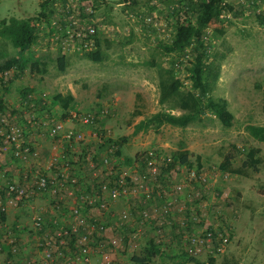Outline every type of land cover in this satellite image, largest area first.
<instances>
[{
  "label": "rangeland",
  "instance_id": "obj_1",
  "mask_svg": "<svg viewBox=\"0 0 264 264\" xmlns=\"http://www.w3.org/2000/svg\"><path fill=\"white\" fill-rule=\"evenodd\" d=\"M86 1L94 4L95 23L99 28L97 36L102 40L105 59L94 62L85 58L84 52L79 50L64 52L50 39L53 33L46 30L45 35L49 38L39 35L44 38V43H40L42 51L38 55L30 53L31 58L42 59L45 65L32 69L30 61L19 77L14 71L5 76L0 73V98L4 100L6 117H10L12 123L24 125L29 133L31 126L42 125L36 124L43 110L39 105L43 101H51V108L56 110L53 111L56 113L54 118L63 121L59 108L52 104V98L54 94L72 88L80 101L75 110L97 112V108L107 109V112L104 110L107 116L100 113L96 120L101 121L102 127L105 124L110 126V130L103 127L106 130L103 134L112 139L127 137L122 145V154L114 159L119 171H132L133 165L138 168V160L132 165L125 163L128 156L146 159L150 151L171 154L179 148L189 150L194 161L193 168L180 165L173 174L167 171L168 175L161 179L166 180L169 186L184 183L187 200L178 199L177 203L204 214L203 226L230 227V243L224 253L215 256V263L264 264V142L256 140L248 130L249 124L264 126V0H227L233 5V11L225 12L222 21L211 23L207 29V40L213 41L211 54L225 55L220 77L211 94L227 100L229 109L235 115L232 126L225 127L213 112L208 111L186 127L163 124L157 130L150 125L136 133L135 125L158 111L182 112L159 102V73L157 66H151L149 61L169 66L174 60L175 72L184 82L183 90L191 88V51L187 50L177 57L164 53L160 47L161 42L171 40L178 20L174 8L180 7V2ZM43 5L42 0H0V22L5 20L7 25H11L19 18H39L43 9L46 10L45 16L52 14L53 5L46 4L45 8ZM186 14L182 9L181 20ZM216 27H223L221 36H211ZM2 53L7 58L16 55L17 49L10 39L0 36ZM63 55L66 69L62 71L59 58ZM24 89L32 90L36 97L40 93L46 96L36 105H31L23 98ZM138 111L140 114L134 115ZM28 118H33L36 123L29 124ZM253 146L261 148L263 161L259 172L250 171V176L246 177L220 168L226 156L231 157L233 165L240 166L247 150ZM62 151H69L72 158L74 154L79 155L70 149L64 148L59 152ZM102 151L97 148V152ZM197 155H200L199 163ZM42 172L45 173V169ZM4 177L6 180L9 178L8 175ZM180 214L187 215L186 212ZM140 241L142 250L136 255L141 256L148 239ZM179 243L174 235L170 245H162L164 252L155 256L158 259L152 264H206L208 256L191 260ZM101 261L99 259L93 264H101Z\"/></svg>",
  "mask_w": 264,
  "mask_h": 264
},
{
  "label": "built area",
  "instance_id": "obj_2",
  "mask_svg": "<svg viewBox=\"0 0 264 264\" xmlns=\"http://www.w3.org/2000/svg\"><path fill=\"white\" fill-rule=\"evenodd\" d=\"M42 2L44 5H53L52 8H54V10L52 9V14L47 16L41 14L36 21V28L39 35L43 34V37H48L47 34L45 35V32L49 30V32L53 33L50 39L53 41L55 40V43L58 44L64 52L72 50L83 52L95 48L96 36L99 28L95 23L94 4L86 0H42ZM54 17H57V19ZM146 19L150 20L151 17H147ZM39 35V40L44 39L43 37H39ZM11 72L5 71L3 76ZM104 110L107 112V109ZM96 115L97 113L92 110L86 112L71 110L70 113L72 118L78 119L80 122L87 125L92 124L98 119V117H95ZM28 121L29 124H34L33 118H28ZM12 122L10 117H6L5 112L0 114V159H2L4 154L8 151H11L15 158L28 159L29 157L36 156L37 151L35 146L27 140L28 132L25 126ZM45 123H50L48 124L50 125L49 133L52 136L58 135L60 131L64 129V121L62 120L50 118L47 119ZM64 136L70 139L74 137L77 141L84 140L85 138L84 133L75 128L66 129ZM115 147L111 144H107L105 152L101 155L103 157L102 162H99L100 159L98 161L95 159L91 160V164L96 167L95 173L102 172L108 178L102 182H97L96 185H101L100 188L93 185L92 192L80 195V200L83 204H76L72 208V217H74L75 222L72 221L70 228L58 229L52 235H47L44 244H40L44 245V257L47 264H76L77 260H87L88 254L92 249V243L99 237H103V241L99 243L102 264H117V259L114 257L116 249L124 251L126 245L130 248L139 247L141 241L138 240L136 242V235L130 240H125L123 235L118 232L111 236H107V230L111 226L103 221L102 217L108 215L107 211L109 210V206H112L111 204L113 201L121 198H128L132 194L137 195L140 190L142 191L145 203L154 200L156 192H159L158 195H165L164 197L168 199L162 207L153 206L151 208L152 211L148 208L141 209V215L145 221H153V219L156 218L163 230L164 226L168 228L171 225L172 222L169 218L174 217V212L176 210L179 211V214L185 212L186 205H179L177 203V196L179 195H183L182 199L186 198L187 200L188 195L186 194L184 183L178 182L169 186L166 184V180H160V182H158L154 177L155 174L159 173L158 165L160 163L172 161L171 154L161 151L148 152L146 155V159L148 160V172L145 175L138 174L139 176L132 177L118 172L111 164V158L112 154L115 152ZM158 154L162 156L158 157ZM56 160L57 159L53 157L52 163H55ZM63 166V169H65H61L56 173V176L53 175L52 177L39 171L36 172L35 178L37 188L31 193H41L45 190H50L54 195H59L64 192L73 193L69 187H77L79 185L78 177L73 176L75 177L73 178L71 177L72 175L67 172V170L72 169L71 163L67 159ZM149 174L151 177H149ZM115 176L117 179H115ZM173 194L175 198H173ZM29 195L30 191L28 187L19 185L15 182H9L6 185L5 192L0 195V214L6 213L10 206L17 205L21 200L29 197ZM97 199L103 200L97 208L100 211L97 215L91 214L89 216L81 213V209H88V205H94ZM106 200H109V202ZM203 216L204 214L200 216L196 210L192 209L189 216L181 215L179 218L178 216L176 217L179 224L184 227V229H176L177 233L182 232V234L179 235V244L189 256L193 257L216 256L224 253L231 240L230 227L221 225L203 226ZM130 217L131 212L129 210H124L120 213L121 221L116 223V227L119 231L123 223L127 222ZM1 220L2 218L0 217V224L3 223ZM34 222L38 228H41L43 225L42 217H36ZM190 222H193V225H191ZM199 222H201V224H198ZM16 235V231L13 227H6L4 232L0 231V250H4L3 247L8 246L14 254L19 252ZM156 242L161 245H166L168 242L166 234L161 233L160 236L156 238ZM60 246H64L67 250L74 249V254H65L63 259L59 258L56 253L62 254ZM39 261L40 260L29 259L24 264H42V262ZM121 264H137V262L131 259Z\"/></svg>",
  "mask_w": 264,
  "mask_h": 264
},
{
  "label": "trees",
  "instance_id": "obj_3",
  "mask_svg": "<svg viewBox=\"0 0 264 264\" xmlns=\"http://www.w3.org/2000/svg\"><path fill=\"white\" fill-rule=\"evenodd\" d=\"M179 2L181 6L178 8H174L178 20L175 30L173 31L171 40L167 42H161L160 47L164 53L177 57L185 53L187 50L191 51L192 59H190L189 61V79L191 81V88L189 90H183L184 82L180 77L177 76L175 72L174 60L169 66H164L160 63H154V61H149L148 63L151 66H157L159 73V102L161 104H169L172 109L178 108L182 110V112L176 114L168 111H158L148 119H143L139 121L135 125L134 133L150 125H153L154 128H156L157 130L163 124L186 127L191 122L201 119L208 111L213 112L225 127L232 126L234 122L235 115L229 109L227 100L222 97L215 98L211 94L216 81L220 77L222 61L224 60L225 55H212L210 49L213 47V41L212 39L207 40V29L209 28L210 24L219 23L220 21H222L221 18L225 12L233 11V5L227 0H179ZM45 6L46 5H43L44 8ZM182 9H184V11L187 13L183 20H181L180 16ZM41 14L45 15L44 9ZM259 17L261 18L262 16L259 15ZM38 19L39 18H37L36 16L23 17L16 19L15 22L11 25H7L5 20H2L0 22V36L10 39L13 43V46L17 49L16 55H12L7 58L5 57V54H0L3 58V61L0 62V72L2 74L5 71H14L15 76L19 77L20 75L24 74L30 61L32 69L40 68V65L43 66L46 64L45 61L42 59L36 58L34 60L30 57V53L34 55L36 51H39L35 48L36 45L40 44L38 38L39 33L36 28V21ZM223 32V27H216L211 36H221ZM54 42L56 41L54 40ZM101 42V38L97 36L95 48L89 51H83L84 57L94 62H102L105 59V52L102 48ZM59 63L60 69L62 71L65 70V55L59 58ZM42 70L45 69L42 68ZM23 93L25 94L23 98L26 102L28 101L31 105H36L46 96V94L40 93V95L36 97L35 93L32 92V90L28 89H24ZM75 103V97L70 90H67L66 92H58L54 94L52 98V104L60 105L61 109L66 112L69 111L71 108H74L73 106L75 105ZM40 106L43 108L41 116L46 117V119L55 117L54 115L56 113H53V109L51 108V101H43V104L41 103L39 107ZM262 108L264 110V104ZM4 110V100L3 98H0V114L4 112ZM96 111L97 115L95 117L97 118L101 116L98 114L103 113L104 108H97ZM135 114L137 115L140 113L138 111L135 112L134 115ZM61 115L63 116L64 114ZM104 115L107 116V114L103 113L102 116ZM33 118L35 120V117ZM35 121L34 124L36 123ZM38 122L39 123L36 124H42L43 120ZM93 123L90 125H94L96 127L97 136L100 138V140L103 139V143L101 144L102 149L106 150L107 144H111L114 147L116 146L114 150L115 152L114 154H112L111 158V162H114L113 157H117L118 155L122 154V145L123 142L127 140V137L122 136L117 139H112V137L105 136L103 134V132H106V130L103 128L104 126H100L101 121H96L95 124ZM248 130L249 133L256 140L264 142L263 125L249 124ZM66 139L70 143H74L77 141L76 139H74V137H71V139L66 137ZM84 140L82 139L77 142H84ZM260 153V147H250L246 152V158L240 166L233 165L231 157L226 156L225 159L221 162L220 168L225 172L249 177L250 171H260V164L263 161V158ZM171 155L172 161L160 163L158 165L159 173L154 175L157 180L165 181L161 178L165 175H168L167 171H172L173 174V171H175L176 167H179L180 165H186L190 169L193 168L194 161L191 159L189 150L185 148H179L173 153H171ZM158 157H161V155L158 154ZM98 158L101 161L103 159L102 156H97L95 160H98ZM136 160H138L139 165L138 168L133 165L134 170L137 171L139 175H145L148 172L147 159H135L128 156L125 160V163L132 165L135 163ZM196 160L199 163L200 155H197ZM149 177H151L150 174ZM115 179H117L116 176ZM177 197L178 199H182L183 195H179ZM101 201L103 200L97 199L94 202V205L100 206ZM106 201L109 202V200ZM191 211L192 207L186 206L185 212L188 216L191 214ZM107 213L108 215L116 216L115 210L111 206H109V210L107 211ZM197 213L200 216L202 215L199 210H197ZM177 214H179V211L176 210L174 212V215ZM0 217L2 219H5V214H0ZM118 219H120L121 221V218H119V216ZM169 220H171L172 223L168 228L164 226L165 230H171L175 232V237L177 239H180L179 235L182 234V232L177 233L176 229H184V227L179 224L177 218L175 217H170ZM190 223L191 225H193V222ZM198 224H201V222H199ZM161 247L162 245L156 242L155 237L148 238V245L144 247V255H136V252H134L131 259L135 260L137 264H150L155 256L160 255L164 252ZM3 249H7L9 252L11 251L8 246H4ZM185 254L191 260L197 261L196 257L189 256L186 252ZM206 264H216L215 256H208ZM224 264L232 263L226 261Z\"/></svg>",
  "mask_w": 264,
  "mask_h": 264
},
{
  "label": "crops",
  "instance_id": "obj_4",
  "mask_svg": "<svg viewBox=\"0 0 264 264\" xmlns=\"http://www.w3.org/2000/svg\"><path fill=\"white\" fill-rule=\"evenodd\" d=\"M40 43H44L42 39L39 40ZM36 51L34 55H38L42 48L40 44L35 46ZM44 49V48H43ZM1 73V72H0ZM70 90L75 97V107L79 105L78 98L72 88H68L65 91ZM63 92V91H61ZM59 108L60 113L64 114L61 117L64 119V129L56 136H52L49 133L50 123H45L47 121L46 117H39V121L43 120L41 126L35 125L31 126L29 133L27 135V140H29L35 146L37 151L36 156L29 157L28 159L15 158L12 155L11 151H8L4 154V157L0 159V195H2L6 190V185L9 182H15L19 185L28 187L30 191L29 197L21 200L17 205L10 206L5 214V219H2L3 222L0 224V231L4 232L6 227L14 228L16 231L17 244L19 252L13 253L6 250H0V264H24L29 259L40 260L42 264H47L44 257V241L47 235H52L56 230L62 228H70V225L75 222L74 217H72V208L78 204L82 205L83 202L80 200L81 194H87L92 192L93 185L97 188H100L101 185H96L97 182H102L106 180V177L102 172L95 173L96 167L91 164V160L96 156H100L105 152H97L98 149H102L101 144L103 139L96 134V127L94 125H87L78 119H74L69 114V111H63L60 105H54ZM88 109H91L87 106ZM55 108H54V110ZM46 119V120H45ZM60 120V119H59ZM100 126H102L100 124ZM110 130L109 125H103ZM109 126V127H108ZM75 128L84 133V142H74L70 143L64 136L66 129ZM94 146V147H93ZM97 148L95 149V147ZM70 149L79 153L72 158L67 153L59 152L61 149ZM61 154H58V152ZM49 154V160L47 156ZM65 154V155H63ZM68 154V155H67ZM73 154V152H71ZM53 157L57 160L55 163H52ZM95 157V159H96ZM66 159L71 163V170H67L71 177H78L79 185L77 187L70 186L69 189L73 193L64 192L59 195H54L50 190H45L44 192L31 193L35 188L36 184V172H42V169H45V173L48 176H56V173L63 169L64 162ZM115 157H113V160ZM99 160V158H98ZM97 160V161H98ZM99 162H102L101 160ZM118 172L126 174L128 176L137 177L139 176L137 171H119V167L116 162H111ZM134 167V166H133ZM8 175V179L4 177ZM73 177V178H75ZM160 182V180H158ZM159 192H156L155 199L151 202L145 203L140 190L137 195H130L128 198H121L112 202L113 209L115 210V215H106L102 217V220L107 222L111 227L107 230V236H111L114 233L122 234L125 240H130L134 235L137 236V240L148 239V238H157L161 233L166 234V239L168 240L167 245L171 244L172 237L175 235V232L171 230H164L159 225V221L155 218L153 221H145L141 215V209L148 208L151 210L153 206L162 207L164 203L168 200L165 195H158ZM48 195V197H46ZM98 205H88V209L82 210L81 213L85 215H97L100 211ZM124 210H129L131 212V217L127 222H124L120 231L116 227V223L120 222V213ZM140 211V213H139ZM152 211V210H151ZM181 217L180 214L174 215L176 218ZM36 217H42L43 225L41 228L36 227L34 219ZM161 228V230H160ZM18 232V233H17ZM103 241V237H99L96 241L92 243V249L88 254L87 260H77L76 264L80 262H89L88 264H93L99 259H102L101 252L99 250V243ZM139 244V242H138ZM71 246V245H70ZM138 246V245H137ZM72 247V246H71ZM163 247V246H162ZM73 248V247H72ZM62 254L56 253V255L63 259L65 254L73 255V250H67L64 246H60ZM142 250V247L130 248L126 245L125 250L116 249L114 257L117 259V264L122 262L130 261V255L133 252H138ZM119 254V255H118ZM26 255V257H24ZM144 255V253H143ZM155 259L153 258L152 264ZM135 261V260H134ZM102 264V261H101Z\"/></svg>",
  "mask_w": 264,
  "mask_h": 264
}]
</instances>
